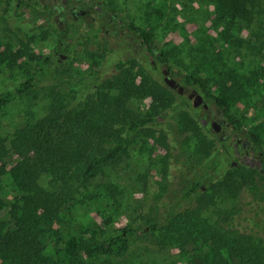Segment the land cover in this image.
Masks as SVG:
<instances>
[{
  "label": "trees",
  "instance_id": "obj_1",
  "mask_svg": "<svg viewBox=\"0 0 264 264\" xmlns=\"http://www.w3.org/2000/svg\"><path fill=\"white\" fill-rule=\"evenodd\" d=\"M211 1L214 21L226 22L230 34L237 22L248 28L260 16L259 4H264V0ZM128 27L145 47L153 45L145 30L131 23ZM261 30L252 43L241 40L258 54L264 53V27ZM153 47L154 60L171 69L167 52ZM25 50L27 44L22 42L17 48L0 50V73L2 67L10 71L17 66ZM49 60L50 57L39 59L13 89L0 94V113L15 98L33 90L38 79L46 74ZM261 75L262 69L240 76L223 70L218 74V90L213 94L201 85L195 72H183L180 78L184 86L200 91L204 101L211 102L238 129L241 122L234 118L231 108L242 96L248 97L247 86ZM144 97L150 99L144 112L130 108V102ZM177 99L180 96L154 79L151 70L128 59L117 62L109 77L82 90L71 94L50 91L42 117L23 122L9 137H0V264H119L124 260L142 232L132 222L105 230V223L81 228L73 226L70 218L82 203L80 193L85 192L84 200L91 201L103 189H115L98 188L90 197L87 191L106 168L122 161L135 141L145 143L143 139H153L167 148L163 134L155 136L154 123L170 111L177 112L179 130L186 134L197 160L204 161L203 168L211 163L216 150L214 136L196 116V109L189 110L188 102L179 105ZM248 136L260 145L253 132ZM221 153L225 156L224 151ZM42 178L46 179V186L40 184ZM262 179V174L249 166L231 167L218 180L205 185V191L201 190L202 184L199 186L201 196L197 204L210 203L214 194L222 192L235 198L244 187H253ZM197 188L193 185L185 197L196 193ZM149 231H158L160 236L177 242V247L185 237L186 246L178 248L186 263L264 264L262 246L248 236L202 218L193 205L163 223H153Z\"/></svg>",
  "mask_w": 264,
  "mask_h": 264
},
{
  "label": "rangeland",
  "instance_id": "obj_2",
  "mask_svg": "<svg viewBox=\"0 0 264 264\" xmlns=\"http://www.w3.org/2000/svg\"><path fill=\"white\" fill-rule=\"evenodd\" d=\"M17 1L0 0V50L17 48L21 42L27 44V50L10 71L1 68L0 94L13 89L27 76V72L35 68L39 59L50 57L53 63L46 66V74L38 79L31 92L15 98L0 113V137H9L13 129L23 122L42 117L50 91L71 94L82 90L109 77L115 71L117 62L133 59L138 65L151 70L154 79L162 81L161 68L146 65L147 55L136 33L132 35L128 32L127 40H118L114 36L99 37L92 31H84L81 40L75 41V44H80L79 49L71 48L72 53L57 63V56H52V50L60 37L53 33L58 26L49 8L29 4L23 8L16 6ZM101 1L106 2L107 10L120 17L123 30L131 23L145 30L158 50L167 52L170 76L177 79L180 85L183 72H195L201 85L213 94L218 90V74L223 70H231L240 76L250 71L261 72L262 69L260 79L247 86L245 93L248 97L242 96L231 108L232 115L241 125L237 129L230 124L223 126L222 130L230 135L236 130L243 140L253 132L260 142L259 146L264 149V53L258 54L241 42L252 43L255 34L262 31L264 4H259L260 16L255 17L248 28L241 22L234 25L231 38L229 25L214 21L211 0ZM198 93L201 94L200 91ZM180 98L182 100L177 99L179 105L188 102L189 110L196 109L185 95ZM149 102L150 99L144 97L133 100L129 106L144 112ZM205 103L207 110L203 106L196 109V116L204 125L206 117L215 115L218 110L211 102L205 100ZM221 117L225 123L228 122L223 115ZM154 125L155 136L161 132L167 148L159 146L153 139H143L145 143L135 141L122 161L106 168L87 191L90 197L98 188L115 186L114 190L103 189L91 201H85V192L78 195L82 203L75 209L76 215L70 218L72 225L92 228L105 223V230H109L132 222L142 232L128 256L119 264H193L186 263L184 254L179 251L186 246L185 237L178 241V248L177 242L160 236L158 231H149L153 223H163L176 212L193 205L202 218L235 234L248 236L264 248V176L255 186L244 187L235 198L224 192L216 193L210 203L198 206L197 199L201 196L199 186L202 184L201 190L205 191V185L218 180L224 170L233 167V160H224L221 155L223 144H218L215 137L216 150L211 163L203 168L204 161L197 160L195 152L188 146L186 134L179 130L177 112L163 114ZM209 129L207 122L206 130L210 132ZM6 177L3 176L5 184ZM40 184L46 186V179L42 178ZM193 185H198L197 192L185 197Z\"/></svg>",
  "mask_w": 264,
  "mask_h": 264
},
{
  "label": "flooded vegetation",
  "instance_id": "obj_3",
  "mask_svg": "<svg viewBox=\"0 0 264 264\" xmlns=\"http://www.w3.org/2000/svg\"><path fill=\"white\" fill-rule=\"evenodd\" d=\"M28 4L32 7L35 6L45 9L49 8L52 19H54L56 25L58 26L56 31L55 28L53 29V33L59 34L60 38H58V43L52 50V56H57V63H60L62 61L61 59L72 53L73 50L71 48L76 47L79 49L78 47L80 44H75V41L81 40V36L84 31H92L93 33L98 34L99 37H102L103 35L104 37L114 36L118 40H121V38L126 39V36L129 35L128 32L132 35L135 33L128 27L129 24L126 25L127 28H125L124 31L121 27L123 23L122 20H120V17H118L116 13H113V11L107 10L106 2L101 0H18L16 6L21 5L24 8ZM132 39L133 38L130 37V41H132ZM73 43L74 45H72ZM139 43L143 49H145V53L147 55L146 65L159 69L161 68V82H163V70L168 68L165 67V64L157 63L154 60L155 52L153 45H150L149 48H147L141 41H139ZM52 63L53 62L50 59L47 62V65L50 66ZM168 76H170V71ZM174 80L176 84L174 88L170 90L179 96L185 95L186 98L191 101V99L187 96L195 89L186 87L183 84L180 85L177 79ZM178 88H182V92L180 94L178 93ZM195 91L198 92L197 90ZM201 106L202 105L196 107V109H199ZM222 115L223 114L217 110L215 115L211 114L206 117L205 122L209 123L210 133L214 136V138H217V143L223 144L222 151H224L225 155L223 156V158L225 157L224 160L232 159L233 161L231 162V166H249L256 169L264 176V149L260 146L257 147L249 136L244 135L246 138L244 137V140L241 139V134H237L236 130L232 135L225 133L222 130L223 126H229L231 123H225L224 119H220L222 118ZM212 122L218 123L220 129L216 131L214 128H211ZM201 189H203V186Z\"/></svg>",
  "mask_w": 264,
  "mask_h": 264
},
{
  "label": "water",
  "instance_id": "obj_4",
  "mask_svg": "<svg viewBox=\"0 0 264 264\" xmlns=\"http://www.w3.org/2000/svg\"><path fill=\"white\" fill-rule=\"evenodd\" d=\"M169 70L168 69H164L163 70V83L165 84L166 87H168L169 89H173L176 82L175 80L168 76ZM182 92V88H178V93L180 94ZM193 96V97H192ZM189 99H191V106L193 108H196L200 105L203 106L204 109H207V104L203 101V97L201 96L200 93L196 92L195 90H192L188 96ZM211 128H214L216 131L220 129V126L218 123L216 122H212Z\"/></svg>",
  "mask_w": 264,
  "mask_h": 264
}]
</instances>
